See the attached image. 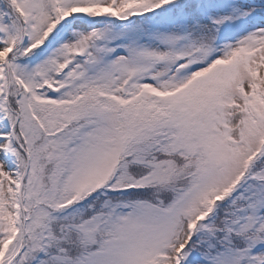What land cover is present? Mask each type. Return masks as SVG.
Returning <instances> with one entry per match:
<instances>
[{"label": "snow or ice", "instance_id": "snow-or-ice-1", "mask_svg": "<svg viewBox=\"0 0 264 264\" xmlns=\"http://www.w3.org/2000/svg\"><path fill=\"white\" fill-rule=\"evenodd\" d=\"M0 264H264V0H0Z\"/></svg>", "mask_w": 264, "mask_h": 264}]
</instances>
